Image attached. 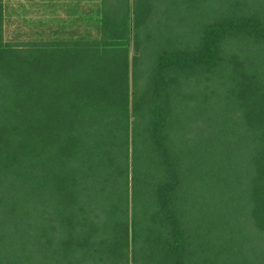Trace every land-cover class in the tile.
Returning a JSON list of instances; mask_svg holds the SVG:
<instances>
[{
  "label": "trees",
  "instance_id": "trees-1",
  "mask_svg": "<svg viewBox=\"0 0 264 264\" xmlns=\"http://www.w3.org/2000/svg\"><path fill=\"white\" fill-rule=\"evenodd\" d=\"M3 2L0 264H264V0Z\"/></svg>",
  "mask_w": 264,
  "mask_h": 264
},
{
  "label": "crops",
  "instance_id": "crops-1",
  "mask_svg": "<svg viewBox=\"0 0 264 264\" xmlns=\"http://www.w3.org/2000/svg\"><path fill=\"white\" fill-rule=\"evenodd\" d=\"M4 7L6 9V12H10V19H9V26L10 22H16L15 27H21L23 28L20 21L22 19V4L23 2L27 3L28 7H34L36 9V12L33 11V13L37 14L35 16H31L32 18H29V21L31 24L35 23L37 28H55V27H75L77 25H81L83 27H90L89 23L91 22V18L93 15L90 13V9L93 5V3H96V0H15L16 2H9V0H3ZM71 11H69V9ZM80 10L81 14L86 17L85 18V24H72L69 25L66 23H62V19L64 17H73L75 19L78 17L77 11ZM76 11V12H75ZM62 13V14H61ZM29 23L28 27L31 26ZM92 25V24H90ZM68 26V27H67ZM14 27V28H15Z\"/></svg>",
  "mask_w": 264,
  "mask_h": 264
},
{
  "label": "rangeland",
  "instance_id": "rangeland-1",
  "mask_svg": "<svg viewBox=\"0 0 264 264\" xmlns=\"http://www.w3.org/2000/svg\"><path fill=\"white\" fill-rule=\"evenodd\" d=\"M68 1H71V0H68ZM9 2H16L15 0H9ZM22 4V6H23V8H22V19L20 20V21H22L21 22V24H22V26H23V28H27L28 27V25H29V21H27V20H29V18H32L31 16H35V15H37V14H35V13H33L32 14V12L33 11H35L36 12V9L34 8V7H31V8H29L27 5V3H25V2H23V3H21ZM71 9L72 8H70L69 9V11H71ZM77 11V10H76ZM75 11V12H76ZM77 13H78V17H76L75 19H73V17H71V16H69V17H64L61 21H62V23H66V24H68V26L69 25H72L73 23L74 24H85V18L86 17H84L82 14H81V11L80 10H78L77 11ZM62 14V13H61ZM27 19V20H26ZM31 24V23H30ZM15 25H16V22H10V26L9 27H11V28H14L15 27ZM67 26V27H68ZM93 26H94V24H93ZM27 30V29H26ZM10 32H8V34H9ZM130 52H131V56H133V46H132V44H131V46H130Z\"/></svg>",
  "mask_w": 264,
  "mask_h": 264
}]
</instances>
